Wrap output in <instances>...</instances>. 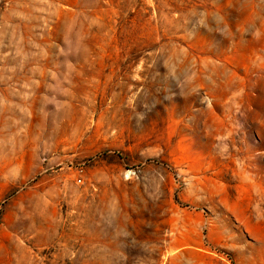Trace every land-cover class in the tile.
Masks as SVG:
<instances>
[{"label": "rangeland", "instance_id": "374dc122", "mask_svg": "<svg viewBox=\"0 0 264 264\" xmlns=\"http://www.w3.org/2000/svg\"><path fill=\"white\" fill-rule=\"evenodd\" d=\"M263 82L264 0H0V264H264Z\"/></svg>", "mask_w": 264, "mask_h": 264}, {"label": "crops", "instance_id": "0c3cea01", "mask_svg": "<svg viewBox=\"0 0 264 264\" xmlns=\"http://www.w3.org/2000/svg\"><path fill=\"white\" fill-rule=\"evenodd\" d=\"M261 90L262 97H264V82L262 83ZM257 131L263 145L264 127L259 126ZM236 155H238V159L245 160V165L240 168H232V199H235L239 192L240 199L251 202L254 196V189L264 190V174H254L250 161L257 157L264 159V146L255 153L253 151H246L236 153ZM262 172L263 170H261ZM260 187L262 188L260 189Z\"/></svg>", "mask_w": 264, "mask_h": 264}]
</instances>
